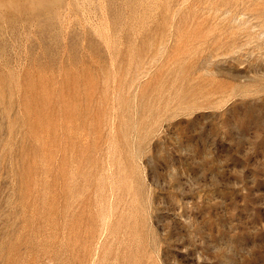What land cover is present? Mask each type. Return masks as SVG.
Here are the masks:
<instances>
[{
	"label": "rangeland",
	"instance_id": "374dc122",
	"mask_svg": "<svg viewBox=\"0 0 264 264\" xmlns=\"http://www.w3.org/2000/svg\"><path fill=\"white\" fill-rule=\"evenodd\" d=\"M0 264H264V0H0Z\"/></svg>",
	"mask_w": 264,
	"mask_h": 264
}]
</instances>
